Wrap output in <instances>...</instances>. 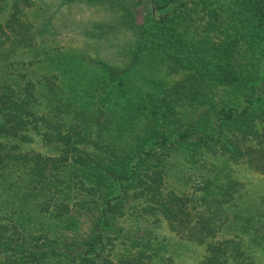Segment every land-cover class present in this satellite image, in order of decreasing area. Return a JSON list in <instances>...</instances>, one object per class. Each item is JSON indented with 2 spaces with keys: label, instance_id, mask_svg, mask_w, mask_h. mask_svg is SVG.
Returning a JSON list of instances; mask_svg holds the SVG:
<instances>
[{
  "label": "trees",
  "instance_id": "obj_1",
  "mask_svg": "<svg viewBox=\"0 0 264 264\" xmlns=\"http://www.w3.org/2000/svg\"><path fill=\"white\" fill-rule=\"evenodd\" d=\"M63 1L103 5L106 11L116 13L114 24L106 25L107 29H115L118 24L130 33V42L122 49L120 66L97 62L100 75H93L91 85L99 89L104 84H115L111 89L129 95L135 89L147 98L151 111L142 115L137 108L128 107L116 128L106 124L97 128L93 137L90 124L97 122L95 117L89 124L86 119L80 124L64 123L58 114L73 112V118L79 98L96 103L106 97H88L86 88L78 96L69 89L76 101L71 94L66 98L56 89L59 104L55 115L52 111L49 119L39 117L34 86L20 85L18 79L22 76L13 78V73L6 75L7 67L0 69V138H24L23 130L39 127L42 122L43 140L62 148L54 157L31 156L15 153L6 143H0V196L18 195L15 189L20 183L23 202L14 209L17 215L26 211L23 216L31 221L30 212L42 217L41 211H46L50 220L62 229L70 228L73 236L62 243V233L58 238L26 237L15 226L18 222L0 220V264H140L137 255L135 259L118 257L115 262L110 259L114 241L121 233L116 222L124 218L129 207L152 216L155 223L161 218L180 237L209 244L198 264H244L239 245L215 240L217 232L194 209L198 203L216 207L213 196L225 197L235 188L234 183H221L222 166L213 160H242L253 171L264 174V126L259 131L252 127L248 108H226L216 100L218 88L241 83L239 59L264 41V0H147L149 14L153 10L162 13L158 20L151 18L154 22L150 28L139 22L131 6L136 5L134 0ZM138 3L143 5L144 0ZM22 16L15 7L10 19L0 26V47L18 45L20 50L37 56L35 64H58L61 59L57 56L42 59L38 49L46 34L54 32L55 36L54 30L47 31L54 28L53 15L42 18L41 27L33 35ZM107 29L103 24L98 27L100 33ZM139 66H157L181 78L168 86L154 83L137 87L132 72ZM47 94L51 95V90ZM188 109H200L201 113L186 125L180 111ZM261 121L264 123V112ZM167 124L177 127L173 142L165 133L158 134L159 127ZM105 140L108 142L102 143ZM87 144L93 145L94 151L82 149ZM138 144L140 151L136 152ZM174 150L187 154L194 168L199 165L204 181L200 180L197 190L202 197L180 196L165 188V162ZM107 181L116 185L115 195L103 194L101 185ZM34 186L42 197L32 209L29 205L35 200L30 198L35 196L31 194ZM45 206H50V211L41 209ZM52 224H47L48 231L58 233L51 231ZM81 224H87L90 232L76 233Z\"/></svg>",
  "mask_w": 264,
  "mask_h": 264
},
{
  "label": "rangeland",
  "instance_id": "obj_2",
  "mask_svg": "<svg viewBox=\"0 0 264 264\" xmlns=\"http://www.w3.org/2000/svg\"><path fill=\"white\" fill-rule=\"evenodd\" d=\"M134 1H136V5L131 4V6L136 12L139 22H142L146 27H152L153 22L158 20L162 13L153 10L152 14H149L147 0H144L143 5L137 4V0ZM207 1L211 3L212 0ZM15 4H19V6ZM15 7L21 10L22 21H27L30 26V35L35 34L36 29L41 27L42 18L45 19L49 15H53L52 20L55 22L54 28L47 30L50 33L54 30L55 36L54 32L51 36L46 34L44 38H41L45 40L39 41L38 49L42 51V59L57 56L58 59H61L58 64L56 62L55 64L44 62L35 64L37 56L20 50L18 45L13 46L7 43L0 47V69L7 67L6 75L9 72L13 73V78L17 74L22 76V79H18L20 85L30 83L34 86L39 100L37 106L39 117L45 116L49 119V113L52 111L55 115V108L59 104V97L57 98L54 94L57 93L56 89L63 92L66 98L71 94L69 89H74L75 94L79 96L80 93L85 92V88L89 93L88 97H98V99L106 97V100L96 103L86 102L79 98V103H76L77 105L73 109V118H71L72 111L71 114H58L64 123L76 121L80 124L81 120L86 119L89 124L95 117L97 122L90 124L93 137L97 133L96 129L106 124H109L107 126L110 129L116 128L121 116L131 106L137 108L142 115H147L151 111V104L148 103L147 98L135 89L133 90L134 94L129 95L120 94L111 89L116 87L115 84H104L99 89H95L96 85H91L93 75H100L99 67L96 66L97 62L120 66L118 63L123 61L122 49L130 42V33L122 27L119 28L118 24L115 29H107L106 25H113V21L116 19L117 15L114 11H106L103 5L98 6L82 1L68 3L63 0H0V26L5 25L7 19H10ZM151 18H154L153 22ZM101 24L105 25L107 29L103 33L98 30ZM6 30L8 29L6 28ZM22 32L25 36L26 31L22 30ZM238 64L242 78L241 83L237 87L218 88L216 100L226 108L239 110L248 108L249 122L255 130L259 131L264 126L261 121L264 112V41L255 51L240 58ZM76 73L79 75L76 76ZM132 75L137 87H149L154 83L168 86L181 78L180 75H170L163 68L158 69L157 66L150 69L139 66L133 70ZM48 89L51 90V95L47 94ZM72 97L76 100L74 95ZM257 97L260 99L259 101H256ZM75 113L78 115L76 118H74ZM200 113V109L181 110L180 117L187 125L193 123ZM50 120H53V115ZM41 124L42 122L38 125L40 128L28 126L23 130L24 138H0V143H6L8 149L10 147L11 151L21 155L57 156L62 148L43 140L44 126L42 127ZM177 132V127L168 124L162 125L158 129V134L165 133L171 142L176 139ZM107 142L105 140L102 143ZM138 145L136 152L140 151V144ZM82 149L94 151L91 144L82 146ZM213 163L219 167L222 166L221 183H234L235 188L232 194L225 197L213 196L216 201L214 203H218L216 207L213 205L210 207L200 206L198 203L194 213H201L207 218L210 226L214 228V232H217L215 240H226L230 246L235 243L237 246L239 245L244 264H264V174L253 171L242 160L230 162L215 159ZM164 170L166 189L174 191L180 196L202 197V192L197 190L201 184L200 180L202 183L204 181L202 172H200L199 165L193 167L187 154L174 150L167 158ZM32 184L36 186L35 183ZM20 185L17 183L15 189L18 191V195L10 194L6 198L0 196V220L11 219L18 222L17 225L14 223L15 226L26 237L55 235L54 238H58L62 233L59 241L61 243L66 239L69 241L73 237L71 229L60 228L54 220L49 219L46 211H41V214H44L42 217L30 212V216L33 218L31 221L26 220L23 216L27 214L26 211L17 215L14 209L23 202ZM35 186L31 190V194L35 196L30 197L35 200L32 202L29 200L31 202L29 207L32 209H34V203H37L42 197L36 191ZM101 189L107 196L115 195L117 192L116 185L109 181L103 186L101 185ZM192 202L190 200V206H192ZM49 207L45 206L41 209L50 211ZM159 221V223H155L152 216L141 215L133 208H127L124 218L116 222L117 228H121V233L120 237L114 241L110 259L115 262L118 257L133 256L135 259L134 255H137L140 264H198L204 258L205 247L209 244L205 242L200 244L194 240L180 237L169 229L165 221L161 218ZM50 222L53 223L52 228L49 227L51 231H58V233L51 234L48 231L47 224ZM88 229L87 224H81L79 228H76V233L84 235L90 232ZM243 253L247 259H244Z\"/></svg>",
  "mask_w": 264,
  "mask_h": 264
}]
</instances>
